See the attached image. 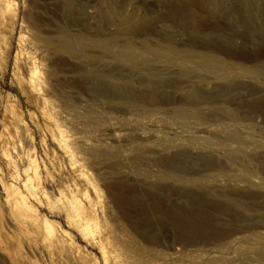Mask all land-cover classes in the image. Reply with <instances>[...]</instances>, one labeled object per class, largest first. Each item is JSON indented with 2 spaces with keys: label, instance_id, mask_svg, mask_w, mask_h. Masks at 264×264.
<instances>
[{
  "label": "rangeland",
  "instance_id": "374dc122",
  "mask_svg": "<svg viewBox=\"0 0 264 264\" xmlns=\"http://www.w3.org/2000/svg\"><path fill=\"white\" fill-rule=\"evenodd\" d=\"M6 6L0 183L20 185L34 156L38 219L71 246L49 248L0 186V264H264V0ZM33 58L40 91L27 83ZM67 185L99 200L94 242L56 200Z\"/></svg>",
  "mask_w": 264,
  "mask_h": 264
},
{
  "label": "bare ground",
  "instance_id": "6f19581e",
  "mask_svg": "<svg viewBox=\"0 0 264 264\" xmlns=\"http://www.w3.org/2000/svg\"><path fill=\"white\" fill-rule=\"evenodd\" d=\"M6 2L9 7L10 0H0V3ZM6 6V7H7ZM34 65L31 67L28 74L27 83L34 89L39 90L41 84L42 71L36 65V59H32ZM44 103L47 104L49 101L43 96ZM57 130L59 133L58 141L62 146H68L67 144V129L62 123H57ZM3 153L9 159V162L15 165L16 162L6 142L3 141ZM15 177L20 176L19 170L15 171ZM79 176L83 177L88 181L92 190L100 195L98 185L87 175L83 170L79 171ZM23 178L20 185H17L14 181L0 183V186L4 193V201L9 205L10 211L14 216L19 219L23 224L35 225L37 228L43 229V235L49 248H70L71 244L64 238L65 234L56 231L52 227V223L44 217L42 220L38 219L36 209L32 203V199H39L40 185H41V169L39 162L34 156H31L28 160L27 166L23 170ZM66 191V192H65ZM40 194V195H39ZM47 195V192H43ZM81 196L85 197L89 202V207H86ZM57 201L63 202V211L67 214L70 221L76 224L83 236L90 242H94L100 233L97 224V204L99 200H93L90 194L86 191L83 195L79 194V189L76 186L67 185L65 189L57 190L55 195ZM100 250L102 255L107 259L108 256L113 253L112 249H108L106 245L100 244ZM118 253L115 252V256Z\"/></svg>",
  "mask_w": 264,
  "mask_h": 264
}]
</instances>
